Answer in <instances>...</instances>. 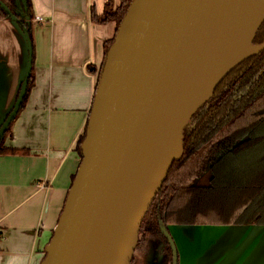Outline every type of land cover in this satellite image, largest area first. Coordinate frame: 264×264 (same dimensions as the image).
Returning a JSON list of instances; mask_svg holds the SVG:
<instances>
[{
    "label": "water",
    "instance_id": "water-1",
    "mask_svg": "<svg viewBox=\"0 0 264 264\" xmlns=\"http://www.w3.org/2000/svg\"><path fill=\"white\" fill-rule=\"evenodd\" d=\"M263 22L264 0L131 1L104 59L81 163L41 264H130L141 221L183 154V130L225 77L264 49L253 45ZM246 27L253 50L230 53ZM22 36L25 71L0 140L20 111L32 70V43L27 31Z\"/></svg>",
    "mask_w": 264,
    "mask_h": 264
},
{
    "label": "crops",
    "instance_id": "crops-1",
    "mask_svg": "<svg viewBox=\"0 0 264 264\" xmlns=\"http://www.w3.org/2000/svg\"><path fill=\"white\" fill-rule=\"evenodd\" d=\"M32 87L0 156V264H41L76 176V144L91 112L104 43L114 23L96 24L120 0H30ZM42 19L36 22L35 19ZM27 60L22 31L0 20V125L12 108ZM95 68L96 72H92ZM178 264H264V226H170Z\"/></svg>",
    "mask_w": 264,
    "mask_h": 264
},
{
    "label": "trees",
    "instance_id": "trees-1",
    "mask_svg": "<svg viewBox=\"0 0 264 264\" xmlns=\"http://www.w3.org/2000/svg\"><path fill=\"white\" fill-rule=\"evenodd\" d=\"M131 1L120 0L115 8L107 2L100 16L91 8V20L96 24L114 23L117 30ZM0 2L16 18L19 29L28 32L33 70L31 1L26 0L27 11L18 0ZM6 18L0 6V20ZM113 40L104 43L103 62ZM263 43L264 22L255 34L253 45ZM32 70L20 111L34 86ZM11 125L0 140V156L17 152L4 146ZM85 132L86 126L76 144L81 159ZM182 147L181 158L172 163L141 221L130 264L141 263L148 239L153 236L163 240L172 262V250L163 233L168 226H264V49L233 69L195 112L182 132ZM207 168L209 185H194L193 180Z\"/></svg>",
    "mask_w": 264,
    "mask_h": 264
},
{
    "label": "rangeland",
    "instance_id": "rangeland-1",
    "mask_svg": "<svg viewBox=\"0 0 264 264\" xmlns=\"http://www.w3.org/2000/svg\"><path fill=\"white\" fill-rule=\"evenodd\" d=\"M7 138V137H6ZM210 173L208 168L198 177L193 180L194 185L198 186H208L209 185ZM170 227V226H169ZM173 227V226H172ZM167 233L170 236V240L173 241V247H175L177 251L176 243L172 237V234L167 228ZM174 249V250H175ZM178 254V252H177ZM142 260L140 264H172L170 260V256L168 255V251L164 245L163 240L158 236H153L148 239L146 250L144 255L142 256Z\"/></svg>",
    "mask_w": 264,
    "mask_h": 264
},
{
    "label": "bare ground",
    "instance_id": "bare-ground-1",
    "mask_svg": "<svg viewBox=\"0 0 264 264\" xmlns=\"http://www.w3.org/2000/svg\"><path fill=\"white\" fill-rule=\"evenodd\" d=\"M253 50V46L250 43L249 29L246 27L237 34L233 40L229 52L232 54H248Z\"/></svg>",
    "mask_w": 264,
    "mask_h": 264
},
{
    "label": "flooded vegetation",
    "instance_id": "flooded-vegetation-1",
    "mask_svg": "<svg viewBox=\"0 0 264 264\" xmlns=\"http://www.w3.org/2000/svg\"><path fill=\"white\" fill-rule=\"evenodd\" d=\"M19 1V0H18ZM1 3V2H0ZM19 4L22 6V4L20 3V1H19ZM4 5V4H3ZM7 8V7H6ZM22 8H23V6H22ZM8 9V8H7ZM24 9V8H23ZM4 10V9H3ZM9 10V9H8ZM24 11H27V10H24ZM5 12V11H4ZM10 12V11H9ZM10 14H11V12H10ZM12 15V14H11ZM13 16V15H12ZM7 17L9 18V16L7 15ZM10 19V18H9ZM264 44V43H263ZM169 227V226H168ZM167 227V228H168ZM169 255V254H168ZM178 255V254H177Z\"/></svg>",
    "mask_w": 264,
    "mask_h": 264
},
{
    "label": "built area",
    "instance_id": "built-area-1",
    "mask_svg": "<svg viewBox=\"0 0 264 264\" xmlns=\"http://www.w3.org/2000/svg\"><path fill=\"white\" fill-rule=\"evenodd\" d=\"M41 20H42V19H40V18H36V19H35L36 22H41Z\"/></svg>",
    "mask_w": 264,
    "mask_h": 264
}]
</instances>
